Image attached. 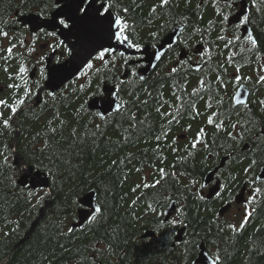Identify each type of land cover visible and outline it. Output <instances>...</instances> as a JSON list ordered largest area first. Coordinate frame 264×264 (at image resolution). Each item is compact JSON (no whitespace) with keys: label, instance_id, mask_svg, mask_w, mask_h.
Instances as JSON below:
<instances>
[{"label":"trees","instance_id":"trees-1","mask_svg":"<svg viewBox=\"0 0 264 264\" xmlns=\"http://www.w3.org/2000/svg\"><path fill=\"white\" fill-rule=\"evenodd\" d=\"M251 10V26L255 36H261L262 42L259 50L262 51L264 50V11L256 9L255 11L253 8ZM213 26L211 27L212 40L218 33L214 31ZM134 39L139 41L137 37ZM111 59L112 57L109 60ZM117 60L120 63V60ZM4 67L0 68V83L7 85L9 80L8 74L3 70ZM122 73L121 68L119 75L122 76ZM183 74H185L183 69L173 75V79L163 74L157 79L156 87L153 88L154 81H150V87L147 90L151 91L153 96L163 91L165 98L175 102L174 97L171 96V86L177 83L183 86L185 82ZM112 75L113 73L89 75L79 81L85 84L83 92L78 89L75 93L67 90L66 98L61 95L57 96L55 107H52L53 101L50 99L46 107L41 110L36 108L33 112L29 110L23 112V117L14 123L13 129L5 131L4 135L0 136V150L3 149L4 144H8L11 149L15 148L22 163L28 165L29 161L34 158L33 145L39 146L38 142L32 140V137L37 131H42L47 120L53 119L57 112L59 118L67 124L63 132L64 137L68 136L73 126H78L83 130V125L88 120L94 119L93 113L87 109V101L101 94V86L104 83L113 85ZM138 76L126 79V83L122 85V96L126 98L128 92H135L141 99L146 98L145 89ZM20 82L23 81L20 80ZM159 82L164 84L163 89L160 88ZM97 84H100V89H97ZM211 85L212 88L216 87L214 82ZM227 92L220 88V92L215 95L216 99L220 102L224 101ZM147 98L150 100L148 106L133 107L128 114L130 116L131 113L138 111L137 120L144 121V123H138V130L128 140L122 139L121 143H114L112 136L121 134L123 138L129 135L117 126L122 123L123 128H127L128 116H117V124L111 123L112 118H109L107 123L95 118L96 123L102 124L100 133L103 135H97L95 144L89 140L83 145L77 144L72 148L70 155L65 154L67 163L62 166L65 173L64 178L55 182L49 198L50 206L31 234H29L31 225L37 220L41 210L45 208L47 197L42 205L31 207L26 200V190H22L18 185L16 188L12 187V180H17L20 176L16 174L14 178L15 167L0 169V264H151L158 258L156 256L158 251L154 249L153 244L161 236L159 232L161 227H158L163 218L161 213L171 200L176 201L179 208L182 207L183 215L177 213L179 219L183 221L180 223V227L184 229L182 240L184 237V241H189L188 244L195 249L194 253H196L197 245L204 244L208 251H213L214 257L217 255L221 257V264H264V201L259 202V210L254 219L250 220L242 231L233 233L225 229L221 232L219 228L225 221L236 224V218L221 220L216 215L213 206L215 203L222 205L228 200L229 195L215 198L209 203L205 199L200 200L198 195L202 190L199 185L203 184L212 164H216L221 155L228 156V151H234L229 161L232 167L240 150V147L238 148L240 142H251L250 136L245 135L242 141L236 142L228 139L227 134H208L209 143L212 144V141H215L211 155L214 161L205 160L208 152L203 149L202 145H198L192 157L186 161L177 162V155H186L183 150L184 145L188 143V139L194 138L193 132L196 126L203 124L200 116L190 119L185 112L179 124L174 123L170 126L168 142H171L177 130L185 132L184 128L191 124L192 128L188 131L189 138L177 141L176 146L181 149L177 154L172 153L162 140L163 155L167 159L164 164H160L157 159L158 154L152 149L156 146L154 136L160 134L162 121L159 114L154 111L155 104L151 103L152 97ZM81 104H84V109L78 117L75 110ZM164 110L169 109L165 106ZM55 124L58 128L60 127L58 121H55ZM59 138L60 133H57V139ZM12 142H16V145H11ZM145 149L148 151L146 152ZM263 150L264 143L260 147V151ZM128 153L132 154L131 163L126 161V164L119 168L113 167L107 170L112 159L126 158ZM226 153L227 155H223ZM173 164L175 167H172ZM153 165L164 167L169 175L156 188H141L137 193H133L131 189L137 183L142 182L141 178L145 176V172H148V182H151L153 178H158V173L153 172ZM134 166L141 167L142 171L137 173ZM126 172L128 176L124 180ZM172 172L177 173L176 178L172 177ZM180 173L184 175L181 176ZM229 173L231 172L226 171L221 176L227 179ZM48 179L51 185V178L48 177ZM193 180L198 183L191 184ZM236 188L237 186H233L231 190ZM105 189H107L106 194ZM91 190L97 194L96 202L99 199L105 203L104 219L98 225H94L91 231L86 228L85 230L76 229L70 237L58 236L55 224L63 221L62 230L66 231L67 222L75 221L77 218L79 208L77 201ZM137 196L140 197L137 204L129 208L131 200ZM148 204L156 208V213L147 208ZM133 213L139 219H135ZM16 221H19V227L12 231L16 227ZM170 228L166 243H170L172 237L177 234L174 232V227ZM147 229L156 231L158 237L141 241L139 236ZM5 232H9V235L5 236ZM26 236H28L27 239ZM94 246L99 247L101 251H94Z\"/></svg>","mask_w":264,"mask_h":264},{"label":"snow or ice","instance_id":"snow-or-ice-1","mask_svg":"<svg viewBox=\"0 0 264 264\" xmlns=\"http://www.w3.org/2000/svg\"><path fill=\"white\" fill-rule=\"evenodd\" d=\"M172 0H159L158 4H153L150 8L149 15L152 16L157 14L158 9H164L165 7L171 6ZM187 3L188 0H185ZM209 0H202V3H208ZM43 7L40 9L41 17H44L46 12L50 13V19L52 22L53 30L46 31L45 28H41L40 32L45 36L57 37L58 33L63 34L65 30L68 33H71L74 29L80 34L83 38L84 43L81 45V53L73 54V49L68 47L63 41H60L57 44V47H64L65 51L68 55L73 57V61H79L77 65V72L75 74V78L70 80L68 83L64 84L63 89L61 90V96H67V90H71L72 92H76L77 89L81 92L85 89L84 83L77 84L78 81L81 80V77H88L89 75H96L100 73H113L111 76V80L113 81V87L109 90L107 103L109 106V110L106 112H95L93 113L94 119L88 120L87 123L83 125V130H81L78 126H73L70 128L68 132V136L64 137L63 132L64 128L67 127V124L64 120L59 118V113L57 112L53 119L47 120L46 126L42 131H37L36 134L32 137L33 141L38 142L39 146L37 147L35 144L33 145V159L29 161L28 165H25L23 168L17 169L18 172H21L23 176L28 177L30 173L35 169V175L32 176V179H36L41 172H44L46 177L51 178V185L48 184L47 181L41 182V186L33 187L31 184L25 183L23 179L21 180H12V187L16 188L17 185L22 186V190H26V200L27 203L31 207H37L42 205L45 198L51 197V190L55 187V182L58 180H63L64 178V169L63 165L67 163L65 160V154H71L72 148H74L77 144L83 145L87 141H92L93 144L96 143L97 135H103L100 133L102 128V124L96 123L95 118H98L100 121L108 122L109 118H112L111 123L117 124L116 117H126L131 111V108L138 106H148L150 104V100L147 97H152L151 103L155 104L154 111L159 114L162 121V129L160 134H156L154 136V140L156 142V146L152 151L157 155V159L160 164H164L167 159L166 156L163 155V149L161 145V141L163 140L165 146L170 149V151L174 154H177L181 151V149L176 146L177 141L181 138L178 136H174L171 142H168V136L171 132L172 124H179L182 118V115L186 112L190 119H196V117L202 115L198 106L197 100L204 101V106L206 109L210 111L211 114L204 113L207 115V125H210L215 128L216 133L226 132L227 138L232 141H242L245 138V133L250 131L249 128L245 127L244 124H241L239 120L230 125L231 131L227 130L224 119H218L222 114L218 111H213V101L217 105H219L220 101L215 97H211L210 99H205L203 95H201L202 91H211V83L206 82L202 77L197 81V86L193 87L191 92L187 91V79L185 78L184 85L173 84L171 86V96L174 97L175 102L165 98L163 91H160L157 96H153L151 91L145 89L146 98L141 99V97L135 92H128L126 98L121 95L123 92L122 85L126 83V79L130 77H137V68L129 65L127 59H124V53H119L120 58L123 60V64L119 63L116 58V49L108 46L105 47L103 45L94 46L89 39L92 32L96 29H103L109 40H114L117 44H126L129 49H135L137 52H142V45L138 40H133L130 32H129V24L127 22L126 14L129 12L127 7H121L120 0H42ZM93 4H97L96 7H92ZM236 0H211V5L214 9V15L218 18L217 21L209 20L208 25L212 27L215 23H219L220 27L218 29V33L216 35V40L223 44V48L229 49L230 45L235 44L239 37H231L229 38L224 33L227 32L226 25L230 20V17L233 15L231 9L235 6ZM252 8H255L257 11H264V0H251ZM140 7V5H137ZM200 7V4L197 5ZM119 8V13H114L113 9ZM227 9V11L225 10ZM54 10V11H53ZM250 11V10H248ZM202 19V17H201ZM250 19V16L247 12L239 18V23L237 27L247 23ZM151 22V21H149ZM164 25H160V28H163ZM199 32L201 34V41H204V33L200 28H195L193 34ZM150 37L156 38L158 32L152 31L149 33ZM0 38L8 41V46L0 47V60H2L5 64L4 72L8 74V80L13 81L12 83L7 84V88L13 90L11 100L9 98L0 99V109H5L8 111V114L5 115L4 111H0V136H3L5 131H11L13 129V125L15 123V118L17 117L18 112H23L25 110H31L32 107L36 103H40L38 99L34 100L39 96V89L41 85L39 81L36 82L35 87L30 86L29 84V68L28 66L22 62L23 54L19 53L20 48H25L27 55H31L32 52L35 51V41L39 38V34L33 33L32 40L33 44L28 46L23 40H16L15 37H10L9 32L0 28ZM191 39V37H189ZM244 41L247 44L251 45L252 49H256L258 47L257 39L249 32L244 38ZM80 42L79 40L77 41ZM2 43V41H0ZM51 47V45H49ZM219 47V45H217ZM210 53V48L204 47L203 43H201V47L197 48L195 54L198 55L202 60L206 54ZM20 56L21 62L18 65V69L16 72H10L8 65L15 61L17 56ZM153 57L156 61L161 60L162 54L158 51L153 52ZM111 56L112 59L109 60L108 57ZM44 59L43 56L40 57L42 61ZM192 57L189 56L188 60L178 59V65L170 68L168 72V76L172 77L179 71V65H184L191 61ZM227 63L229 66L232 65L234 60V56L230 54L227 58ZM99 62V63H97ZM155 68L156 65H153ZM220 67L224 69L225 73L227 72V67L225 64H220ZM125 69L124 76L119 75L120 69ZM131 68V71L128 72L127 69ZM264 71V66L260 69ZM240 67L235 68V76L230 81H225L222 76L216 75L214 78V83H217L219 88L226 89L228 84L231 83L236 86V96H240V86L241 81L251 80L250 76H242L240 74ZM41 78L43 77V70H41ZM23 81V86L21 83L15 82L16 80ZM138 79L140 81H144L145 77L143 75H139ZM103 83V81H102ZM257 84H264V74L259 75L256 80ZM75 86V87H74ZM160 88H164V84L160 85ZM97 89H100V84H97ZM102 91V89H101ZM46 96L50 97L53 101L52 107H55V102L57 101V93L54 91H47ZM236 97H233L235 99ZM239 104H243L244 107H247V102L244 100H238ZM48 104V100L45 99L43 103H41V108L43 109L45 105ZM259 104L262 108H264V99L259 100ZM165 106L169 110H164ZM235 107V106H234ZM84 109V104H81L79 108L75 110L76 115L81 116V112ZM175 109V111H172ZM138 111L136 113H131L128 116V127L123 128V124L119 123L118 128H122L124 132H127L129 135L123 136V140H128L132 134L137 129L138 123L143 124L144 121L137 120ZM55 121L59 122L60 127L58 128L55 124ZM239 127L240 131H236ZM192 128L191 124H188L184 131L188 132ZM259 135L256 136L258 141H264V129H259ZM57 133H60V138L57 139ZM215 135V133L213 134ZM208 133L206 132L204 127H201L196 133L194 138L188 139V143L184 145V152L186 155L180 156L177 155V162H183L188 160L189 157H192L193 154L197 150L198 145H202L203 149L208 152V155L205 157V160H208L212 155V147L215 144V141H212V144L209 143ZM71 141V143H69ZM147 152L148 150L145 149ZM14 155V150L10 148L8 144L3 145V149L0 150V169L3 168H11L14 167V164L9 162V156ZM227 159V156L225 157ZM127 163H131L132 154L128 153L126 158H121L119 160L112 159L108 164L107 170H111L113 167L119 168L121 165H125ZM258 164V160L255 158L250 159V162L246 167L242 169L244 174L250 173L254 167ZM172 167H175L173 164ZM135 171L137 173L142 171L141 167H135ZM153 172L158 173V178H153L151 182H148V176L145 175L141 178V183H137L135 187L131 189L133 193H137L139 189H149L156 188L158 185H161V182L166 179L169 173L166 171L164 167H156L153 165ZM172 177L176 178L177 173L172 172ZM179 175L183 176L184 173H180ZM128 173L126 172L124 175V180L127 179ZM259 179H264V177H258ZM227 179L231 183H235L237 177L229 173ZM177 182H179L177 180ZM195 185L198 182L193 180L190 182ZM213 184L215 187L211 189L212 193L216 198H222V192L226 189L230 190V184H220L219 179L214 181ZM255 184V180L249 182L250 187V195L247 200L244 202V215L239 225L237 226L234 223H230L225 221L223 226L219 228V231L223 232L225 229L232 231L233 233H238L242 231L246 225L250 222V219L256 209L253 206L258 194L262 192V188L259 186L252 187ZM187 187V186H185ZM200 189H204L207 187L205 184L199 185ZM219 189V190H217ZM107 193V189H105V194ZM199 199L204 200L205 196L203 192L198 193ZM123 199V197H122ZM140 199L139 196L131 200V203L128 205L129 208L134 207L137 204V201ZM34 201V203H33ZM147 208L151 210L153 213H156V208L153 207L152 204H148ZM105 203L103 200L97 201L95 206L88 212L84 214L83 221H76L81 230L91 231L94 225H98L100 221L104 219L105 214ZM175 211L183 215L182 207L175 208ZM161 215H163L161 213ZM133 217L135 219H139L135 217L133 213ZM16 227L12 229L15 231L16 228L19 227V221H16ZM63 221L55 224L57 228L58 236L70 237L76 231V227H67L66 231L63 229ZM177 223H183L179 218L165 219L160 221L158 227H163L165 224L176 225ZM5 236L9 235V232L4 233ZM183 244L187 245L189 241H182ZM63 247V246H61ZM110 247V246H109ZM94 251L100 252L99 247L94 246ZM211 264H221V257L219 255L215 256Z\"/></svg>","mask_w":264,"mask_h":264},{"label":"flooded vegetation","instance_id":"flooded-vegetation-1","mask_svg":"<svg viewBox=\"0 0 264 264\" xmlns=\"http://www.w3.org/2000/svg\"><path fill=\"white\" fill-rule=\"evenodd\" d=\"M158 3L159 0H120L121 7H127L129 9V12L126 14L127 22L129 24V32L133 40H135L134 38L136 37L139 38V42L142 45V52H137L134 49L137 53L136 56H124V59L128 60L129 65L132 63L131 66L137 68L138 75H140V71L142 69L147 67V51L153 53L163 43L169 33H171L175 28H181L175 44L164 47L161 60L157 61L156 67L153 68L148 76L145 77V80L142 81L144 89L150 87V81H154L152 87L155 88L157 79L163 74L167 75V78L173 79V76H168L170 68L178 65V59L188 60L189 56L192 57L189 63L179 65V70L183 69V73H185L182 75L184 81L185 78L188 81L187 89L189 92H191L193 87L197 86V81L201 77L206 82H213L215 76L220 75L225 81H230L235 76L236 67H240V74L242 76L251 77V80L241 81L240 86L244 87L248 91L249 97L246 108L244 105H234L233 97L237 89L236 86L229 83L225 89L228 91L226 99L220 102L219 105L213 101L212 109L213 111H218L222 114L218 117V119H224L226 126H229L227 127L228 131L232 130L230 125L238 120L241 124H244L245 127L250 129V131L246 132L245 135L250 136L252 141L240 142L238 146V148L240 147V150L235 157V162L232 167L229 161L235 152H227L228 158L225 162L224 168L220 170L218 174L216 173L217 175L214 180L217 181L219 179L220 184H230V190L226 189L222 192V196L224 197L229 195L227 200L229 203H226L227 201H224L222 205L215 203L213 208L216 210V215L218 217L223 216L219 214L220 207L226 204H231L229 212L235 213L236 225L238 226L244 215V202L250 195V181L255 180V184L252 185V187L259 186L262 188V192L258 194L252 206L256 209V211L253 213L250 220L254 219L256 213L258 212L259 202L264 201V179L258 178L264 171V150L260 151V147L263 145L264 141H258L256 139V136L259 135L258 130L264 129V108H262L259 104V100L264 99V84L256 83L258 76L264 74V71L260 70L262 66H264V50H259L261 48L262 39L260 35L255 36L251 26V2L249 0H236L235 6L231 9V12L233 13L231 17L236 15L239 11L245 10L248 12L250 19L247 23L240 25L239 27H237L239 22L237 24L227 23V32L224 34L229 38L233 36L240 38L235 42V44L230 45L229 49L223 48V44L217 41L216 38H214V40L211 39V27H209L208 21L218 20V18L214 15L211 0H209L206 4L202 3V0H188L187 3L185 0H172L170 7L158 9L157 14L150 16L149 12L151 6ZM198 4H200V7H197ZM137 5H140V7H137ZM96 6L97 4L92 5V7ZM42 7V0H0V28L8 31L10 37H15L16 40H23L28 46H31L33 44V33L39 34V38L35 41V51L32 52L30 56L27 55L25 48L19 49V53L23 54L22 62H24L29 68L28 79L30 86L35 87L37 81H39L41 85V88L39 89V96L33 98L34 100L38 99L40 103H36L34 107L29 110L30 112H33L36 108L41 110V103H43L45 99H51L46 96V92L50 91L46 89V81L48 77L46 69L48 64L50 63V66L61 65L68 58H70V55H68L65 51V48L57 47V44L60 41H63L68 47L73 49L74 54L78 52L81 53V45L84 42L83 38L75 29L71 33H68L66 30L63 34L58 33L55 38L45 36L41 33V28H45L46 31L53 30L50 13L46 12L44 17H41L40 15V9ZM253 9L255 10V8ZM225 10L227 11V9ZM113 12L119 13L120 9H113ZM246 24L250 26L252 35L258 41V47L256 49H252L251 45L247 44L243 39L244 37L241 35V29ZM160 25H164V27L160 28ZM219 27V23H215L213 26L214 31L218 32ZM195 28H200L204 33V41H201V34L199 32L193 34ZM152 31L158 32L156 38L150 37L149 33ZM107 37L106 32L103 29L98 28L92 32L89 39L106 40ZM189 37H191V39H189ZM78 40L80 41L79 43L77 42ZM0 41H2V43H0V47L6 48L8 46L7 40L0 38ZM201 43H203L204 47L210 48V53L206 54L203 60L195 54L196 49L201 47ZM49 45H51V47H49ZM217 45H219L220 50H216L218 48ZM230 54L234 56L231 66L228 65L226 60ZM41 56L44 57L42 61L40 60ZM116 58L120 60L121 64H123V60L118 54H116ZM108 59H110V56ZM20 62L21 58L18 55L16 60L10 64H13L14 67L18 68ZM2 63L3 61L0 60V68ZM220 64H225L227 67L226 73L224 69L220 67ZM41 70H43L44 78H41ZM127 70L131 71V68H128ZM122 71H125V69L122 68ZM31 75L33 76L31 77ZM12 82L13 81H9L7 84ZM15 82L21 83V85L23 83L20 82V80H16ZM215 85L216 87H211L210 92H201V95H203L206 100L210 99L211 96L216 98L215 95L218 94L217 92H220L218 84L215 83ZM61 90L57 93V96H60ZM12 91L13 90L6 87V90L3 93H0V99L9 98V100H11ZM197 106L202 113L200 117L203 119V124L202 126L197 125L193 134H195L201 127H204L208 134H226V132L216 133L214 127L207 125V115L204 113H211L205 108L204 101L197 100ZM45 107L46 105L44 108ZM0 111H4L5 115L8 114V111L5 109H0ZM23 112H18L15 122L19 121L20 118L23 117ZM31 115H33V113ZM236 131H240L239 127ZM227 153L223 155H227ZM222 157L224 156L221 155L218 158L219 160H217L218 162L216 164H212L211 169L218 165ZM252 158L257 159L258 164L250 173L244 174L242 169L248 165L250 159ZM209 159L214 161L212 156ZM226 171H230L232 175L237 177L235 183H231L228 179H224L221 176V174ZM233 186H237V188L235 190H231ZM210 188L211 184L202 189L203 191L201 190L200 192H203L205 195L208 193ZM215 198L216 197L211 200H205L209 203V201H212ZM228 214L229 213H226L223 217L219 218L223 220ZM173 216L179 218L177 216V212ZM170 227L175 228V233H178V231L181 230L180 228H182L180 227V223H177L174 226L165 224L161 227V231H159L161 236L158 237L156 234V238L158 237V239H160L153 244L154 249L158 251L156 255L158 258L153 260L151 264H201V262L197 261L199 255L198 247L201 244L199 246L197 245L196 253H194L195 249L192 245H185L182 243V241L185 240L184 237L181 242L173 243V236L171 242L166 243ZM164 234L166 235L162 237ZM206 252L212 261L214 258L213 251H208L206 249Z\"/></svg>","mask_w":264,"mask_h":264},{"label":"water","instance_id":"water-1","mask_svg":"<svg viewBox=\"0 0 264 264\" xmlns=\"http://www.w3.org/2000/svg\"><path fill=\"white\" fill-rule=\"evenodd\" d=\"M246 12L247 11H245V10L238 12L236 15H234L233 17L230 18L229 23L230 24H237L239 22V18H241ZM247 14H248V12H247ZM180 31H181V28H175L171 33H169L167 35V37L165 38L163 43L154 52L158 51L162 54L165 46H170V45L175 44V42L178 38V35L180 34ZM249 32H251V34H252V31H251L250 26L248 24H246L245 26L242 27V29H241L242 37H245ZM91 42L94 46H99V45H103L105 47L111 46V47L116 49V53L123 52L124 55H128V56H134L135 55L133 49H129L126 44H117L114 40H109L108 37L106 38V40L91 39ZM152 54L153 53H150L147 51V58H146L147 67H146V69L140 71L144 77H146L150 73V71L153 68V65H155L157 62ZM78 63H79V61L78 60L73 61V57L71 56L70 59L67 62H65L63 65L50 67L48 69V80L46 83L47 88L50 89V91L58 92L64 86L65 83H68L70 80L75 78ZM112 87L113 86H107V85L104 86L103 92L106 94V97H104V98H92L88 101L87 109L89 112H106L107 110H109L107 99H108L109 90ZM0 92H1V89H0ZM240 93H241L240 96H236V95L234 96V97H236L234 99L235 105H243V104L238 103V100H241V99L247 102L248 92L246 91V89L240 88ZM180 137L184 138V136H180ZM15 141H16V139H15ZM225 160H222L221 164L219 165V167L217 169H215L212 172H209L205 176L203 184L208 186L212 182L214 174L217 172V170L219 168L223 167ZM20 162H21L20 156L17 153H15L14 154V162H13L14 166L20 165ZM34 175H35V170L33 169V172L30 173L28 177L21 175L20 178L18 179V181L23 179L25 181V183L31 184L34 188L41 186V182H43V181H47L49 184V179H48V177L45 176L44 173L41 172V174L36 179H32L31 177ZM260 177H264V171L262 172ZM18 186L22 187L19 184H18ZM213 187H215V185ZM211 189L209 190V193L206 196L207 200H210L214 196ZM217 190H219V189H217ZM96 198H97V194L94 190H91V191H89V192H87L81 196V198L77 201L79 206H80V209L77 212V221H83L84 214L88 213L95 206ZM238 202H239V200H238ZM45 205H46L45 208L40 212L39 218L32 224L29 233H31L34 230L36 224L44 216L46 209H48V207L50 206V201L48 200ZM175 208H177L176 201H172L170 204H168V206L164 212L163 220H165V219L170 220L172 218V216L176 213ZM229 209H230L229 205L227 207L221 208L219 211L220 215H224ZM71 227H76V229L80 228L77 223H73L71 225ZM183 231H184V229H182L178 232L176 238L174 239L175 242H181L182 241ZM154 237H155V233L153 231H147L140 238L145 239V238H154ZM198 250H199V255H198L197 261L201 262V264L210 263L211 262L210 257L208 255V253L206 252V249H205L203 244H201L198 247Z\"/></svg>","mask_w":264,"mask_h":264},{"label":"rangeland","instance_id":"rangeland-1","mask_svg":"<svg viewBox=\"0 0 264 264\" xmlns=\"http://www.w3.org/2000/svg\"><path fill=\"white\" fill-rule=\"evenodd\" d=\"M85 79V77H81V80H84ZM4 86L3 85H1L0 86V88H3ZM51 115L52 116H54L52 113H51ZM179 134H185L187 137H186V139H188L189 137V135H188V132H180L179 130H177L176 131V133H175V135L174 136H177V135H179ZM191 137V136H190ZM112 138H113V140H114V143H117V142H119V143H121V140H122V135L121 134H113V136H112ZM13 144V142L11 143V145ZM14 145V144H13ZM9 162L10 163H12L13 162V155L11 156V157H9ZM17 167V168H16ZM15 167V174H14V178L16 177V174H20L21 172H18L17 171V169H19V168H22L20 165H18V166H16ZM147 173L148 172H145V175H147ZM137 180V179H136ZM48 200H50V199H48ZM47 200V201H48ZM229 214L226 216V219L227 220H233V219H235V213L234 212H228ZM72 221H69V222H67V225L65 226V228H67V227H70V223H71Z\"/></svg>","mask_w":264,"mask_h":264},{"label":"bare ground","instance_id":"bare-ground-1","mask_svg":"<svg viewBox=\"0 0 264 264\" xmlns=\"http://www.w3.org/2000/svg\"><path fill=\"white\" fill-rule=\"evenodd\" d=\"M39 221H40V220H39ZM76 221H77V219H76L75 221H72L71 224L76 223ZM37 224H38V223H37ZM37 224H36V225H37ZM35 227H36V226H35Z\"/></svg>","mask_w":264,"mask_h":264}]
</instances>
